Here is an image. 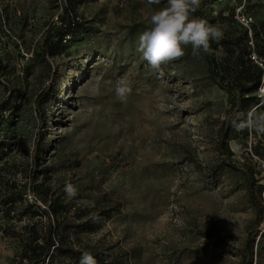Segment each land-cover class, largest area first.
Listing matches in <instances>:
<instances>
[{"label": "rangeland", "instance_id": "obj_1", "mask_svg": "<svg viewBox=\"0 0 264 264\" xmlns=\"http://www.w3.org/2000/svg\"><path fill=\"white\" fill-rule=\"evenodd\" d=\"M65 1L0 0V264H32L33 230L41 242L49 220L56 244L74 252L53 264H80L84 251L97 264H245L251 231L252 264H264V220L256 223L251 199L264 214V134L241 124L262 103L230 120L224 161L217 144L232 97L209 77L204 53L189 46L153 71L137 50L163 0H75L77 24L59 42L52 33ZM242 6L264 31V0H202L197 10L221 14L237 40ZM254 46L264 56V34ZM223 51L221 62L231 54ZM121 78L132 82L123 101ZM37 141L41 177L31 185ZM54 200L64 210L48 219L40 211Z\"/></svg>", "mask_w": 264, "mask_h": 264}, {"label": "trees", "instance_id": "obj_2", "mask_svg": "<svg viewBox=\"0 0 264 264\" xmlns=\"http://www.w3.org/2000/svg\"><path fill=\"white\" fill-rule=\"evenodd\" d=\"M202 1V0H201ZM62 12L59 16L58 26L54 29L52 33V38H55L57 41L61 42L65 37H69V34L72 33L73 27L77 24L75 20V9L77 7L75 0H66L62 5ZM244 6L241 10V13L244 16H247L243 13ZM194 16L201 17L206 19L211 24H219L224 18L221 14L217 17L208 16L198 10L193 14ZM250 17V16H247ZM252 18V17H251ZM241 32H239V39H232L229 37L228 33H224L223 39L219 42H212V48H222V49H231L230 57L227 59H223L221 62L220 58L216 56L205 55V61L208 69V75L212 79V81L217 85V87L228 93L232 97V104L230 108L225 112L224 119L220 126V134L218 136V144L217 150L220 155L223 156L224 161L229 159L233 154L227 145L228 134L230 129V120L233 116H235L238 112H246L252 106H257L260 104V99L257 97V89L260 85V81L262 78V71L258 68L253 62L248 58L249 55V37L248 32L244 28H240ZM264 34L263 29L261 30L256 26L254 21V25L252 27V37L254 38L259 36L262 37ZM239 44H243L241 50L237 52L236 57H234L235 52L232 50L233 45L239 46ZM49 47V45H48ZM242 53L244 55L243 58H239L238 55ZM258 53V52H257ZM49 55V49L47 51ZM1 67V64H0ZM1 70V68H0ZM220 71H223V79L230 78L231 84H227L224 81L220 80V76L222 74ZM46 91H44L38 97V102L45 97ZM260 108H264V102L260 105ZM5 144L3 141H0V152H3L5 149ZM43 151L40 148L39 141L33 146L30 158V170L28 173L29 183L34 185L40 176V164H41V156ZM226 163V162H225ZM226 165L228 167L235 169L231 164ZM251 186L255 184L252 180L250 182ZM36 185V184H35ZM253 190H251V193ZM252 204L256 210V223L260 224L264 220L263 208L258 203L257 199L251 195ZM3 206H6L5 213H10L11 209H13L14 205L10 202H4ZM30 208L31 206H28ZM49 212L40 211V214L45 215L50 219V213L57 214L64 210V206L58 202V200H54L48 206ZM59 233V228L57 225H54L50 220L47 225L44 236L41 239V242H38V232L33 230L32 237L33 243L35 246L30 247V252L32 256H34V260L32 264H42L45 261V258L49 256V261L47 264H53L54 255L62 254L68 255L70 258L73 256L72 249L63 250L62 247L56 244L54 238ZM255 232L251 231L244 243V262L245 264H252L253 260V247L255 244Z\"/></svg>", "mask_w": 264, "mask_h": 264}, {"label": "clouds", "instance_id": "obj_3", "mask_svg": "<svg viewBox=\"0 0 264 264\" xmlns=\"http://www.w3.org/2000/svg\"><path fill=\"white\" fill-rule=\"evenodd\" d=\"M148 5H161L162 0H146ZM201 5V0H163V7L152 11L150 27L138 37V51L153 71L161 66L185 56V49L191 47L193 56L201 53L222 58V48L213 49L212 42L223 39V26L211 24L206 19L193 14ZM115 95L121 101L132 92V82L121 78L116 82ZM243 128L264 134V112H249L241 119ZM66 192L72 196L76 188L68 184ZM80 264H97L90 251H84Z\"/></svg>", "mask_w": 264, "mask_h": 264}, {"label": "built area", "instance_id": "obj_4", "mask_svg": "<svg viewBox=\"0 0 264 264\" xmlns=\"http://www.w3.org/2000/svg\"><path fill=\"white\" fill-rule=\"evenodd\" d=\"M242 8L243 6L237 10L236 20L237 23H239V25L248 32V37H249L248 58L253 62V64H255L262 71V78L256 92L257 97L260 99V104H261L264 102V56L258 54L254 46V41L252 37V27L254 25V20L251 17L244 16L241 13Z\"/></svg>", "mask_w": 264, "mask_h": 264}]
</instances>
